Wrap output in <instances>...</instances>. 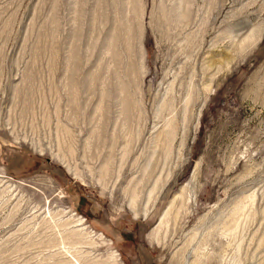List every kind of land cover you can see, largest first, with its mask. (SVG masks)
Returning a JSON list of instances; mask_svg holds the SVG:
<instances>
[{
	"label": "rangeland",
	"instance_id": "rangeland-1",
	"mask_svg": "<svg viewBox=\"0 0 264 264\" xmlns=\"http://www.w3.org/2000/svg\"><path fill=\"white\" fill-rule=\"evenodd\" d=\"M0 264H264V0H0Z\"/></svg>",
	"mask_w": 264,
	"mask_h": 264
},
{
	"label": "bare ground",
	"instance_id": "bare-ground-1",
	"mask_svg": "<svg viewBox=\"0 0 264 264\" xmlns=\"http://www.w3.org/2000/svg\"><path fill=\"white\" fill-rule=\"evenodd\" d=\"M156 145H157V143H156ZM163 145L164 146H162V149H164L163 150L164 153L165 154H168L167 153V146L165 144H163ZM155 153L156 152H154V151L151 152V156L149 157L147 167H144L143 166V169L140 171V175L134 181H131L130 183H128L129 185H127V189L123 190L125 192V194H126L125 196H127L128 199H129V201H131V206H133V207L140 206V203L142 201V195H143V193L146 190L145 188H147V186H148L147 185L148 184L147 182L150 181V179L153 177V174L156 172V169H157L156 168V165L158 164V159L156 161V159H155V156H156ZM152 159H154V162H152ZM108 160L106 159L103 163H101L102 164L101 170H103L101 172V177H105V175L107 173H109V170L108 169H109L110 165L108 164ZM157 179L158 178H156V180L154 182L155 185L158 184ZM184 199L185 198H183V199L180 198V200H178L179 203H177V204L175 203V205H172V206L176 207L177 209H180V205L181 206H184L185 205V200ZM172 211H173V209L170 210L169 213H167L168 216L165 218L166 223H169L170 221H171L172 224L173 223H176V217L179 214V212H178V210H175V212H172ZM160 229L161 228L158 227V231ZM158 234H159V232H158ZM153 237L155 238L156 236H153Z\"/></svg>",
	"mask_w": 264,
	"mask_h": 264
}]
</instances>
